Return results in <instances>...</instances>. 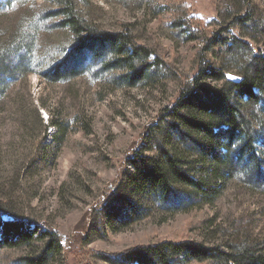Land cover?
Listing matches in <instances>:
<instances>
[{"label": "rangeland", "instance_id": "obj_1", "mask_svg": "<svg viewBox=\"0 0 264 264\" xmlns=\"http://www.w3.org/2000/svg\"><path fill=\"white\" fill-rule=\"evenodd\" d=\"M180 1L212 30L233 26L237 36L264 48V34L239 24L250 11L264 15V0H0V58L7 57L8 65L27 63L13 79L0 74V203L38 236L57 230L70 238V253L52 254L47 264H78L80 250L99 255L93 264H114L101 256L163 241H205L227 249L264 240V194L236 178L221 188L212 207L171 215L154 206L129 223L107 218L119 205L109 193L120 183L128 154L143 146L148 128L176 102L200 60L210 58L203 40L191 42L186 28L176 26ZM67 2L91 27L116 33L121 23L132 24L138 43L156 53L148 63H159L136 85L121 80L125 71L102 66L64 83L44 81L40 75L74 45L57 15ZM238 59L223 55L227 73L237 75ZM52 120L67 128L59 142ZM204 217L217 220L210 236L186 229ZM41 248L37 241L5 248L0 264H31Z\"/></svg>", "mask_w": 264, "mask_h": 264}, {"label": "trees", "instance_id": "obj_2", "mask_svg": "<svg viewBox=\"0 0 264 264\" xmlns=\"http://www.w3.org/2000/svg\"><path fill=\"white\" fill-rule=\"evenodd\" d=\"M66 5L68 8L57 15L63 17V27L69 28L74 45L40 75L44 81L64 83L80 78L91 66H102L106 71H125L121 80L136 85L146 79L150 65L159 63H148L156 53L138 43L132 24L121 23L118 32H106L84 22L73 3ZM176 11V26L186 28L191 42L203 40L210 58L200 60L197 73L183 86L176 102L148 128L143 146L128 154L120 183L109 193V200L118 196L119 203L107 213L111 222L129 223L154 206L171 215L212 207L221 188L234 178L251 192L264 194V48L237 36L233 26L212 30L192 13L186 1H180ZM240 19V28L264 34V15L253 10ZM223 55L239 58L236 70L243 78L240 83L227 79L230 73L224 67ZM8 61L0 58V74L8 79L27 65L24 60L12 65ZM52 125L58 126L59 142L67 128L53 120ZM47 134L40 147L45 146ZM6 205L0 203V253L35 241L42 243V252L31 264H47L52 254L70 253V238L57 230L38 236V230L8 216ZM216 222V217L194 219L186 229L210 236ZM97 256L90 250L75 253L78 264H93ZM101 257L114 264H264V240L227 249L205 241H163Z\"/></svg>", "mask_w": 264, "mask_h": 264}, {"label": "water", "instance_id": "obj_3", "mask_svg": "<svg viewBox=\"0 0 264 264\" xmlns=\"http://www.w3.org/2000/svg\"><path fill=\"white\" fill-rule=\"evenodd\" d=\"M227 79L230 82H233V83H240L243 80L242 77H240L238 75H235V74H232V73H230V74L227 75Z\"/></svg>", "mask_w": 264, "mask_h": 264}]
</instances>
